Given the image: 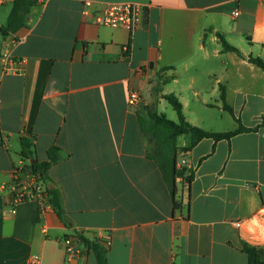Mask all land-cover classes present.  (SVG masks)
<instances>
[{
	"label": "crops",
	"instance_id": "1",
	"mask_svg": "<svg viewBox=\"0 0 264 264\" xmlns=\"http://www.w3.org/2000/svg\"><path fill=\"white\" fill-rule=\"evenodd\" d=\"M12 1L0 0V26ZM86 1L90 13L139 3L141 24L134 32L96 24L82 12ZM219 34L241 55L223 51ZM249 55L264 60V0H36L25 26L0 31V264H29L32 255L40 264H97L84 242L97 236L110 238L107 264H249L243 243L264 245V125L181 153L193 179H176L175 208L137 115L161 113L172 93L192 125L226 132L187 115L223 112L224 86L233 119L261 124L264 71ZM159 74L167 81L158 89ZM131 87L138 106L127 102ZM21 137L38 161L59 148L45 185L59 190L61 217L36 201L12 206L7 184L23 159ZM189 142L177 137L179 147ZM69 236L80 251L72 258Z\"/></svg>",
	"mask_w": 264,
	"mask_h": 264
},
{
	"label": "trees",
	"instance_id": "2",
	"mask_svg": "<svg viewBox=\"0 0 264 264\" xmlns=\"http://www.w3.org/2000/svg\"><path fill=\"white\" fill-rule=\"evenodd\" d=\"M35 4L36 0H13L7 18L4 24L0 26V31L8 35L15 33L18 29L25 26L28 21L30 9ZM218 37L221 40L223 51H235L241 55L239 49L229 44L221 34H219ZM248 61L264 71V60L262 58L249 55ZM161 78L162 76L159 74V78H157L158 89L159 85L167 81L165 78L160 81ZM220 89V100L223 103V108L232 114V107L225 102L224 86H221ZM162 97L176 112L177 121L168 119L165 114L157 112L155 108L140 111L137 115L141 132L149 143L146 156L150 160H153L159 167L163 179L171 190L173 200L176 192V179L181 177L187 182L193 179L192 170L187 169L185 166L181 168L177 166V157L179 154L191 150V148L203 138H211L214 141L230 139L232 136L242 132L257 131L261 125H264V118H262L261 124L254 127H247L241 123L239 118L235 117L234 119L237 123V127L233 130L226 132L205 130L187 121L183 113L182 104L174 94H164ZM182 134H188L190 136V142L187 146L179 147L177 144V137ZM20 156L25 160H35L33 163H30V168L34 173H37L39 178L46 184L50 181L48 169L59 160L60 152L58 147L52 146L47 151V160L38 161L34 156L31 140L27 137H21ZM47 191L50 204L57 215L61 217L62 204L59 190L57 188L47 187ZM178 206L179 203L174 200V207L177 208ZM84 242L88 248L95 253L97 264H107L106 247L93 240L85 239ZM242 249L248 256L249 264H264V245L256 246L243 243Z\"/></svg>",
	"mask_w": 264,
	"mask_h": 264
},
{
	"label": "built area",
	"instance_id": "3",
	"mask_svg": "<svg viewBox=\"0 0 264 264\" xmlns=\"http://www.w3.org/2000/svg\"><path fill=\"white\" fill-rule=\"evenodd\" d=\"M90 4L89 1H86L82 12L85 16H90L92 21L96 24L121 27L129 32H134L141 24L144 7L139 3H108L94 13H90L88 10ZM238 13V10L232 12L234 16H237ZM1 61L5 71L10 70L8 65L11 64L13 60L8 52L2 55ZM127 102L130 106H138L142 103L141 93L137 88L131 87L129 89ZM29 167L30 163L21 159L19 164L13 169L12 178L7 184L12 206L24 201H36L42 208H52L49 202L47 186L39 178V175L34 173ZM12 210L14 211V208H12ZM94 241L102 244L106 248L110 246L109 237L97 236ZM77 243V237L69 236L64 239L67 258H72L80 254ZM29 264H40V257L38 255H32Z\"/></svg>",
	"mask_w": 264,
	"mask_h": 264
},
{
	"label": "rangeland",
	"instance_id": "4",
	"mask_svg": "<svg viewBox=\"0 0 264 264\" xmlns=\"http://www.w3.org/2000/svg\"><path fill=\"white\" fill-rule=\"evenodd\" d=\"M162 104L163 105L159 106L158 110L161 111V113L165 114V116L168 119L177 121V114L172 108V106L166 100H164ZM222 110L223 112H221L219 109L218 110L212 109L211 111H207L206 116L198 115V114L197 115L187 114V115H189V117L197 118L201 122L204 121L207 127H211L216 131H228L230 129H233L236 125L233 117L228 111H225L223 108ZM221 116L222 119H220ZM185 135L186 137H188L187 134ZM180 140H183V138H181ZM181 159L182 156L179 154L177 157L179 168H181L184 165Z\"/></svg>",
	"mask_w": 264,
	"mask_h": 264
},
{
	"label": "water",
	"instance_id": "5",
	"mask_svg": "<svg viewBox=\"0 0 264 264\" xmlns=\"http://www.w3.org/2000/svg\"><path fill=\"white\" fill-rule=\"evenodd\" d=\"M35 160L34 159H32V160H30V163H33Z\"/></svg>",
	"mask_w": 264,
	"mask_h": 264
}]
</instances>
